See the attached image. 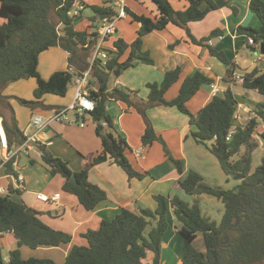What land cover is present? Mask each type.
Instances as JSON below:
<instances>
[{"label": "trees", "instance_id": "trees-1", "mask_svg": "<svg viewBox=\"0 0 264 264\" xmlns=\"http://www.w3.org/2000/svg\"><path fill=\"white\" fill-rule=\"evenodd\" d=\"M78 1L80 0H0V16L4 18L0 24V116L4 115V108L12 109L3 95L10 83L36 77L38 85L34 90L35 99L28 101L35 107L42 103L45 94L65 96L73 79L88 69L98 32L90 31V28H77L79 23L75 24V21L81 22L84 15L81 12L72 17L69 12ZM152 1L156 5L155 16L139 14L126 7L132 20L141 24L138 36L130 43L118 38L114 42L116 49L111 50L105 65L97 61L93 66L92 82L96 81L98 88L90 89L96 106L88 114L98 123L96 132L102 140L103 149L93 157L91 165L112 159L126 171L130 179H142L146 176L145 172L136 170L131 163L127 155L131 148L128 140L107 111V102L116 99L129 107H136L144 117L146 129L142 135L143 144L162 141L168 153L167 145L154 129L147 109L160 105L177 106L190 116V123L196 127L192 131L195 141L205 145L216 156L226 174L237 175L241 182L234 188L215 187L207 183L200 173L192 170L180 182L181 186L191 195L209 194L222 200L225 210L220 222L205 215L198 202L190 204L177 195L170 198L158 194L155 209L146 207L137 212L124 207L113 219L102 220L98 229L85 232L83 236L87 238L88 245H73L65 264H145V261L147 264H161L170 207L181 222L178 230L183 237L184 264H264V157L254 172H251L253 152L259 146L254 134L264 139V129L259 130V117L264 120V101L259 102L255 108L257 116L244 127H238L228 139L227 135L235 124L238 109V100L232 88L228 87L214 96L196 114L187 107V102L201 86L214 80L203 71L197 70L193 75L187 76L178 95L172 100H167L165 94L180 79V66L167 71L161 82H149L147 85L150 92L144 99L137 96L139 90H126L110 85L113 71L123 72L140 62L154 63L149 51L143 48V37L146 34L163 30L170 23L187 28L189 22L202 20L211 10L227 6L230 0H188V6L183 10H177L171 0ZM108 2L110 1L104 5H91L95 12L91 18L93 24L102 21L100 15L103 13H107L108 17L117 13L114 5H109ZM250 8L260 19L261 27H239V31L254 38L259 45V38L264 40V0H251ZM188 32L191 35L189 29ZM222 32L218 28L200 39L191 35V39L207 46L210 53L228 67V77H232L233 81L236 64L224 50L209 43ZM52 46H60L69 52L71 69L56 71L46 79L39 72V58L43 51ZM128 49L130 51L127 58L121 60ZM243 84L264 95V73H260L259 69L245 72ZM48 107L57 108L53 105ZM11 116L10 122L6 118L3 122L9 135V145L13 148L23 142L24 136L14 111ZM99 125L103 127L100 128ZM208 141L213 143L209 145ZM38 144L43 152L44 164L52 174L61 173L65 177L64 189L76 194L86 209L92 210L99 202L107 199L106 190L89 179L91 165L74 171L68 161L52 154L46 145ZM243 147L244 151L240 154ZM237 154H240L239 158L233 159ZM173 160L178 172L182 173V161ZM13 161L14 159L6 163L7 171L17 176ZM72 176L76 177L77 183L71 180ZM22 192L23 189L10 184L8 192L0 195V235L11 232L18 241V247L10 251L8 260L0 248V264H58L51 258L22 256L21 246H60L70 243L73 238L71 233L55 229L44 222L40 212L26 201L18 202L13 199L14 194ZM200 235L205 250L195 246Z\"/></svg>", "mask_w": 264, "mask_h": 264}, {"label": "crops", "instance_id": "crops-1", "mask_svg": "<svg viewBox=\"0 0 264 264\" xmlns=\"http://www.w3.org/2000/svg\"><path fill=\"white\" fill-rule=\"evenodd\" d=\"M103 1L106 3L109 0H80L77 3L83 2L86 6L104 5ZM102 2L103 4H100ZM171 2L177 10H183L188 6V0H171ZM250 2L251 0H230L227 6L211 10L202 20L189 22L187 28L170 23L163 30H154L146 34L143 37V48L149 51L154 58V63L140 62L120 72L119 75L112 72L111 87L139 90L137 96L144 99L150 92L147 85L149 82H161L167 71L180 66L182 68L180 79L167 90L165 94L167 100L176 97L174 95L179 92L180 86L187 76L200 70L214 80L211 83L203 84L187 102V107L192 113H198L213 98L211 84L216 83L223 91L228 87L232 88L238 105H241L240 112L243 121H246L250 114L257 116L255 108L259 102L264 101V95L257 89L246 88L243 83L237 82L236 79L232 81V77H228V67L220 68L218 61H216L219 59L210 53L208 47L195 43L191 39V35L200 39L212 30L219 28L223 31L222 34L211 39L209 43L226 52L230 60L236 64L235 73L244 76L245 72H250L255 68L259 69L260 73H264V57L253 56L252 50L256 49L255 46L249 45L248 35L239 31V27L255 29L261 27V21L251 10ZM127 7L139 14H147L134 8V4L130 3L129 0H127ZM148 8L151 14L147 15L155 16L157 14L156 5L148 4ZM84 10L82 11L84 19L93 17L92 15H85ZM127 17L131 18L128 14ZM3 21L4 18L0 16V24ZM82 22H79L77 26L79 30H84L90 25L87 22L82 27L80 24ZM99 24L100 22L97 21L96 25ZM140 25L133 20L122 27L117 24L115 34L119 33V35L108 40L109 49L116 48L114 42L118 38H123L129 43L134 41L138 36L137 31ZM129 26L131 30H128ZM259 45L261 47L260 43ZM241 50L250 53L244 55ZM129 51L130 49L123 54L121 60L127 58ZM261 55L264 56L262 52ZM68 58L69 52L60 46H52L43 51L40 54L38 64L41 76L47 79L56 71L70 70ZM101 62L103 65L106 63L103 60ZM220 62L222 61L220 60ZM75 79L76 77L73 79L72 85L74 84V87L71 92L68 90L65 96L45 94L41 100L42 103L35 107L31 106V109L21 108L15 99H8L13 108H4L3 120L6 118L10 122L11 113L14 111L18 126L24 131L33 113H48L54 109L70 105L74 100ZM29 82L31 83V80ZM95 82L91 81V84L94 83L95 85L91 89L98 88V84ZM12 86L17 87L18 84L10 87ZM175 88L177 89L175 90ZM12 93L20 94L17 90H13ZM28 97L30 98L32 95L29 94ZM49 105L57 106V108H49ZM107 111L117 128L125 134L128 140L131 148L127 155L131 163L136 170L145 172L146 176L142 179H130L126 171L112 159L91 165L93 157L102 151L103 144L96 132L97 123L90 114L85 116V126H80L75 119L71 118L69 121H56L50 124L41 133L39 141L32 144L27 153L23 152L16 158L13 167L16 173H21L24 176V188H22L23 192L21 193L23 200L40 212V217L44 222L55 229L71 233L73 238L70 243L60 246H39L37 248H31L27 245L21 246L20 250L24 258L30 256L51 258L58 264H65L72 246L76 244L88 245V240L83 234L89 229H98L102 220L113 219L124 207L137 212L146 207L155 209L157 206L156 195L158 194H164L170 198L177 195L184 199L181 194L188 193L183 189L180 182L192 170L204 177L201 168L205 169L203 164H205L207 156H212L208 158H213L212 160L216 162V156L205 145L197 143L190 136L194 130V126L190 123V116L182 112L177 106L160 105L147 109L154 129L163 138L169 153L166 152L162 141H155L150 145L143 144L142 135L145 132L146 123L136 107H129L122 101L111 99L107 102ZM259 119V130L261 131L264 129V120L262 117ZM254 137L259 141L258 148L260 149L262 143L264 144V139L258 134H254ZM38 143L46 145L52 154L68 161L70 168L74 171L82 170L91 165L89 179L106 190L107 199L99 202L92 210L86 209L76 194L64 189L65 177L61 173L52 174L47 165L44 164L43 152ZM173 159L182 161V173L178 172ZM3 161L0 156V187L8 190L10 184L16 185L15 175L8 173L6 163ZM54 193H60V197L56 201L41 199V195L52 196ZM174 214L173 208L170 207L168 212L169 226L164 237L161 264H184L181 260L183 237L176 228L172 230L170 222V216L175 218L176 215L174 216ZM17 247L18 241L13 233L7 232L0 235L1 249L8 248V253H10ZM8 259L9 255L6 260Z\"/></svg>", "mask_w": 264, "mask_h": 264}, {"label": "built area", "instance_id": "built-area-1", "mask_svg": "<svg viewBox=\"0 0 264 264\" xmlns=\"http://www.w3.org/2000/svg\"><path fill=\"white\" fill-rule=\"evenodd\" d=\"M115 7L116 14L113 17H107L101 21V23L96 27L98 32V40L92 50L90 57V65L86 71L81 75L77 76L75 79V94L73 102L62 108L54 109L48 113L35 112L32 114L28 126L23 131L24 140L16 148H11L9 145V138L6 127L3 122V117L0 116V156L3 158V162L14 159L13 163H16V158L23 152L27 153L32 144L39 141L41 133L53 122L56 121H69V113L71 110L74 111L76 121L80 126H85V115L95 109L96 101L91 97L90 85L92 81L93 66L97 61H107L110 57L111 50L109 46L105 45L104 42L111 35L115 34L117 31V20L127 17V0H109ZM86 8L85 3L79 2L75 5L69 14L75 17ZM248 44L255 46L256 49L261 50L260 45L256 44L254 38L248 36ZM116 49V48H115ZM113 48V50H115ZM233 79L237 82L243 83L244 76L240 73L233 74ZM90 87V88H89ZM212 96H217L222 93L223 90L216 84H211ZM240 104L235 113V124L229 131L227 138L230 139L238 127H244L246 123L251 120L254 115L250 114L246 121H243L242 114L240 112ZM16 187L24 188V176L18 173L15 176ZM8 192L4 187H0V195L6 194ZM60 197V193H54L52 196L41 195V199L44 201L53 200L56 201Z\"/></svg>", "mask_w": 264, "mask_h": 264}, {"label": "rangeland", "instance_id": "rangeland-1", "mask_svg": "<svg viewBox=\"0 0 264 264\" xmlns=\"http://www.w3.org/2000/svg\"><path fill=\"white\" fill-rule=\"evenodd\" d=\"M103 2L100 3V4H103ZM129 2L134 4V6H135L134 8H136L137 10H139V11H141L143 13H147V14H151L150 10H148L149 9L148 8V4L155 5L152 0H140V1L139 0H129ZM108 4L113 6V4L110 3V2H108ZM84 13H85V15H92V16L95 15V12H94L93 8L90 5L86 6V8L84 10ZM81 22L82 23H80V24L82 25V27L85 26V24L88 22L87 24L90 23L88 28H90L91 31L92 30H96V27H97L96 26V22H94V24H93V20L91 18H89L87 20L83 18L81 20ZM99 22L101 23L100 20H99ZM131 22H132V20L129 17L124 18V19H119V20H117L116 26L118 24V26L122 27L124 24L126 25L127 23H131ZM128 30H131L130 26H129ZM118 35H119V33L118 34H113V35H111V37H116ZM111 37H109V38H107L105 40V42H104L105 45L108 46V40ZM241 51H242V53L244 55H246L247 53H250L249 51H245V50H241ZM252 51H253V56H255V57H259V56L260 57H264V56L261 55V50H258V49L254 50L253 49ZM216 61H218L220 68H222V69L226 68V65L224 63L220 62V60H216ZM113 78H115V76H113ZM20 80H18L17 82L14 81V82L10 83L5 88V90L3 91V93H4L3 95L5 96V99L7 101H8V99L10 100V99L13 98V99L16 100L17 105H19L21 108H29V109H31L30 107L32 105H30L28 103V101H31V100L35 99L33 95H34V90H35V88L38 85L37 78L36 77H28V78H22ZM30 80H31V83L29 82ZM15 82H16V84H18V86L17 87L16 86L10 87L11 85H16ZM72 82L70 83V86H69V92H71L72 88L74 87V84L72 85ZM35 83H36V85H35ZM94 86H95L94 83H92L90 85V87H94ZM176 89L177 88H175V90ZM13 90H17L18 92H20V94L19 93H12ZM171 91H173V90H171ZM6 92H9V93H6ZM178 93L179 92H177L174 96H177ZM29 94H31L32 97L29 98L28 97ZM8 103H9V101H8ZM69 117L71 119H75L76 120V117L74 115V111L73 110L70 111ZM16 120H17V118H16ZM193 128H194V130L196 129L195 126ZM190 136H192V132L190 133ZM212 143H213L212 141H208L209 145H211ZM201 147H205V146H201ZM243 151H244V147L241 149L240 154H242ZM240 154L235 155L233 157V159L239 158ZM263 156H264V144L262 143L261 148L260 149L258 148V149H256L253 152L251 172H254L256 167L261 163ZM208 157H212V156H207L205 158V164H203V168H205V169L201 168L202 173H204V177H205L204 180L206 182H208L212 186L222 187V188H234L241 182V179H239L237 177V175H228V174H226L225 171L222 169V167H221V165H220V163H219L217 158H215L216 162H214V160H212L213 158H208ZM181 196L182 197L184 196V200H186L190 204H194L195 202H198L202 212L205 215L209 216L212 220H216L217 222L221 221L223 213H224V210H225V206H224V203L222 202V200H220L219 198H217L215 196H212V195H209V194H201V195L194 196V195H191V194L188 193V194H181ZM172 215L170 216V222H171V225H172V230H173V228H176L178 230V227L181 226V222L176 218L175 214H174L175 218ZM175 219H176V223H175ZM153 224H154V222L152 223V225ZM151 226H149V228ZM149 228H148V230H149ZM195 246L198 249L205 250L204 241H203V238H202L201 235L196 239ZM2 252H3L4 257L6 256L5 258H7V256L9 255L8 248L2 249ZM147 263L148 262L145 261V264H147Z\"/></svg>", "mask_w": 264, "mask_h": 264}, {"label": "water", "instance_id": "water-1", "mask_svg": "<svg viewBox=\"0 0 264 264\" xmlns=\"http://www.w3.org/2000/svg\"><path fill=\"white\" fill-rule=\"evenodd\" d=\"M107 17H108V14H107V13H103V14L100 15V19H101V20H103V19H105V18H107ZM78 23H79V20H76V21H75V24H78ZM259 39L261 40V52L264 54V41L262 40V37H260ZM107 71L110 72L109 69H107ZM113 73H114L115 75H119V74H120V70H115V71H113ZM99 127L102 128L103 125H99ZM71 180H72L73 182L77 183V179H76L75 176H72V177H71ZM13 199H14L15 201H18V202H23V201H24V200H23V197H22V195H21L20 193H16V194H14V195H13Z\"/></svg>", "mask_w": 264, "mask_h": 264}]
</instances>
